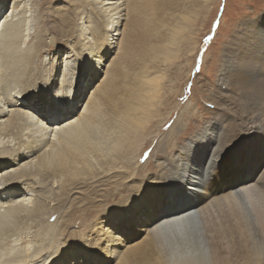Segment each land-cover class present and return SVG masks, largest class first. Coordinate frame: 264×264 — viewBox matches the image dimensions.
Masks as SVG:
<instances>
[{"label": "bare ground", "instance_id": "1", "mask_svg": "<svg viewBox=\"0 0 264 264\" xmlns=\"http://www.w3.org/2000/svg\"><path fill=\"white\" fill-rule=\"evenodd\" d=\"M27 1L0 0V264H35L38 260L45 263L46 259H41L44 255L27 252L26 234L17 233L24 230L29 220H41L51 202L56 203L54 196H48L52 190L35 193L36 188L42 184L62 185L64 177L69 181L76 169L85 166L102 169L109 160L112 144L119 140L131 144V136L146 123L145 119L143 123L138 120L146 108L145 86L156 81V75L143 70L136 78L140 83H132L134 88L124 91L123 98H117L114 92L115 69L131 58L143 18L155 5L150 0H83L81 5L92 14L95 29L89 32L83 26L74 27L80 40L66 37V41L70 39L68 50L52 78L55 91L71 99L72 111L77 107L79 111L71 121L58 126L45 123V118L51 121L48 110L27 106L25 101L24 92L38 72V68H28L29 59L46 51L41 31L35 29L39 19L31 17ZM207 1L200 0L202 11H206ZM86 14L85 10L81 19ZM204 19L199 17L197 21L203 25ZM61 21L68 28V20ZM29 23L32 31L27 33ZM101 50L103 56L96 55L93 60V54ZM86 55L92 63L84 59ZM237 56L233 65L231 61L222 65L220 74L223 93H231L232 98L227 99L228 103L215 102L216 105L207 100L214 103L215 113L232 116L227 123L235 134L230 136L209 121L195 150L191 144L181 156L187 151L190 157H185L183 171L178 155L175 172L168 174L162 184L167 185L163 190L174 191L177 183H197L202 185L194 189L198 195L180 203H153L152 194L161 189L147 188L143 197L137 192L135 197L139 199L131 197L127 202L131 208L108 218L109 222L121 223L119 229L124 235L119 242H115L117 235L108 239L110 249L104 264H135L142 258H149L153 264H211L215 260L214 249H224L213 247L214 242L232 245L234 257L229 264H251L254 252L262 251L256 232L261 227L259 215L264 217V89L259 86L264 80V52L246 49ZM69 57L78 66L73 84L60 76L62 61ZM102 60L107 61L103 68ZM106 103L112 104L111 111L102 114ZM232 103L238 106L237 112L231 109ZM185 124L184 120L176 121L171 127L173 135L160 142L170 145L171 139L172 144L173 136ZM143 148H139L137 157ZM224 149L227 151L219 171H206L201 177V166L209 157L218 159ZM146 207L148 211H143ZM13 243L24 247L11 254L5 246ZM71 252L72 249L65 251L69 255ZM219 257L223 258L222 254ZM55 259L49 264H55Z\"/></svg>", "mask_w": 264, "mask_h": 264}, {"label": "rangeland", "instance_id": "2", "mask_svg": "<svg viewBox=\"0 0 264 264\" xmlns=\"http://www.w3.org/2000/svg\"><path fill=\"white\" fill-rule=\"evenodd\" d=\"M81 2L83 0H68L69 6L52 7L54 0L27 1L32 11L31 17L39 19L35 29L38 27L41 31L42 43H45L46 49L44 53L33 54L29 59L28 68H38V72L34 76L32 85L24 92L27 96L25 99L27 106L33 108L37 106L36 97L29 95L36 91L37 85L46 87L49 91L55 90L52 78L57 72L58 63L68 50L70 39L80 40L76 36L74 27L83 26L89 32L95 29L92 14L85 5H81ZM149 2L155 6L143 18L140 38L130 54L131 58L117 65L113 78L114 92L116 91L117 98H123L124 91L134 88L132 83L137 81V76L143 70L152 73V76L156 75V81L147 83L143 92L147 105H144L146 108L142 114L140 113L138 120L143 123L145 119L146 123L131 136L133 141L131 144L119 140L117 144L111 145L109 160L104 163L102 169L85 166L83 169H76L69 181L64 177L62 185L53 183L50 186H43L42 184L38 186L39 189L36 188L35 193L52 190L48 196L49 198L54 196L56 203L51 202L41 220H33L35 222L29 220L24 230L17 233L26 234L25 248L28 253L47 257L44 264L52 262L54 257H56L55 264H66L69 254L65 252L61 254V249L65 248L69 241H82L88 247L99 245L100 233L97 228L91 227L92 221L97 216L107 213V210L112 208L113 211L108 213L107 220L115 217L123 212L120 209L127 205L131 197L137 196V192L143 190L144 193H148L153 187L156 188L166 182L167 175L175 172L176 157L183 156L184 151L191 145L185 144V140L198 130L190 124L192 117L199 115L203 131L211 121L214 127L222 128L230 136L236 132L233 133L227 123L232 116L227 113L224 115L221 111L215 113L214 110L215 102L228 103L227 99L232 98L231 93L225 94L224 89L221 88L223 85L221 67L229 61L233 65L239 57L237 55L246 49L264 52V0H208L206 11H202L200 0H150ZM85 10L88 14L83 20L81 14ZM199 17L205 18V24L202 25L197 21ZM62 19L68 20V28L62 23ZM28 26L27 33L32 31L31 23ZM30 35L28 43L33 37L32 33ZM66 37L70 39L66 41ZM47 41L51 43L48 44ZM52 64H54L53 70ZM62 64L60 76L73 84L78 76L77 61L69 57L66 62L62 61ZM111 106L112 104L106 103L101 113L109 114ZM231 109L237 112L238 106L232 103ZM137 115L138 113L135 112V118ZM212 115L216 116L215 122L210 119ZM178 117L182 122L186 121L185 127L173 136V145L170 143L171 139L170 145H167V142L161 143L166 137L173 135L171 127L176 121H180ZM204 121L208 122L204 123ZM142 146L144 148L141 155L137 157ZM258 221L261 227L257 228L256 236L262 241V246H259L263 249L254 252L251 264H264L263 215H259ZM118 230L119 235L116 236L115 242L123 240L124 232ZM104 235L107 238L106 243L104 248L100 249L102 255L96 256V264L100 262L104 264L108 259L110 238L107 229L104 230ZM20 244H8L5 250L15 254L23 249L24 245ZM216 244L214 242L211 245L224 249H214L218 256H214L215 260L212 259L211 264H229V260L234 257L232 245L225 247L222 246L223 244ZM221 254L223 258L219 257ZM135 264L153 263L149 258H142L137 259Z\"/></svg>", "mask_w": 264, "mask_h": 264}, {"label": "snow or ice", "instance_id": "3", "mask_svg": "<svg viewBox=\"0 0 264 264\" xmlns=\"http://www.w3.org/2000/svg\"><path fill=\"white\" fill-rule=\"evenodd\" d=\"M57 6H69L68 0H54V3L52 4V7ZM108 35H111V33H108ZM116 39H119L117 37ZM103 51L101 50L99 53L93 54V60L96 55L103 56ZM85 60H89V57L86 55ZM93 60H89V62H93ZM106 60L101 61V67L103 68L104 64L106 63ZM243 84V83H242ZM259 86L264 89V80L259 82ZM29 95H34L36 97V104L39 108L46 109L49 112V115L51 117V121L45 118V123H52L55 125H60L65 122L71 121L77 112L79 111V108L77 107L75 111H72L70 108V105L72 104V101L69 97L63 95L62 93L51 90L49 91L47 88H44L41 85H37V89L33 93H29ZM87 95V93H85ZM83 103V101H81ZM222 119H226V117H221ZM200 117L199 115L192 117L190 120V124L193 128H198V130L194 131L192 135L185 140V144H193L192 151L195 150V146L199 144L200 140L203 138V125L200 123ZM210 119L215 122L216 116L212 115L210 116ZM208 121H204V123H207ZM242 137L238 138L241 139ZM238 143L237 141H233V145ZM227 151V149H224L220 152V155L218 159L212 160L210 157L207 159L206 163L201 166V170L199 175L203 177L206 171L210 173L218 172L221 166V163L224 162V153ZM173 155H176V153H173ZM187 157L188 159L190 157L187 156V151L185 152L184 157H181L180 163H181V171H183V163L184 159ZM202 187V185L197 183H192L186 181L183 184L177 183L175 186L174 191H166L163 189L167 188V185H158L157 188L161 189L155 193L152 194L151 200L153 203H159V202H175L180 203L185 199L197 196L198 193L194 191L195 188ZM144 196V191L141 190L140 197ZM133 199H139V197H133ZM131 203L127 205L125 208H121V211H127L129 208H131ZM113 211L112 208H109L107 210V213L97 216L91 223L92 228H97V230L100 233V236L98 237L101 242L96 247H88L85 245L82 241H69L67 245H65V248L61 249V254H63L68 249H72V252L69 255V259L67 260L66 264H95L93 258L99 255H102L100 249L104 248L106 243V237L104 235V230H108V238L118 235L119 234V221L115 222H109L107 220L108 213H111ZM143 211H148V208H144ZM50 255V253H49ZM41 259H47V257H42ZM35 264H40V261H36Z\"/></svg>", "mask_w": 264, "mask_h": 264}]
</instances>
